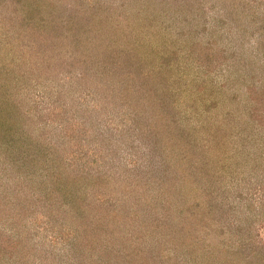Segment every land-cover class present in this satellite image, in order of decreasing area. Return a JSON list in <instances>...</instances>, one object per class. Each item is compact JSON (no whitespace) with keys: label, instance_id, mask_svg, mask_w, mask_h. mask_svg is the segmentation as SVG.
Wrapping results in <instances>:
<instances>
[{"label":"rangeland","instance_id":"374dc122","mask_svg":"<svg viewBox=\"0 0 264 264\" xmlns=\"http://www.w3.org/2000/svg\"><path fill=\"white\" fill-rule=\"evenodd\" d=\"M0 264H264V0H0Z\"/></svg>","mask_w":264,"mask_h":264}]
</instances>
